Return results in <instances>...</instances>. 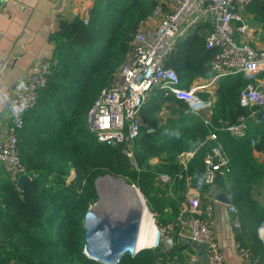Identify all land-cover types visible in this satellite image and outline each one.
<instances>
[{
	"label": "trees",
	"instance_id": "16d2710c",
	"mask_svg": "<svg viewBox=\"0 0 264 264\" xmlns=\"http://www.w3.org/2000/svg\"><path fill=\"white\" fill-rule=\"evenodd\" d=\"M93 1L87 21L80 15L63 18L53 34L48 82L40 89L37 103L25 111L19 131V155L28 172L23 188L18 178L0 166V264H108L85 252L84 218L97 198L95 181L103 174L121 175L138 185L159 228H176L181 205L187 202L188 181L200 194L209 189L205 155L218 142L230 157L231 170L219 173L216 183L219 180L233 198L236 211L231 212L232 218L240 220V226L233 225L236 241L250 248L254 260L264 262L260 235L264 204L254 196L255 186L264 179V162L253 154L254 149L264 152V116L256 122L263 109L244 107L239 101L241 89L253 78L243 72L221 78L210 124L202 112H186V102L163 97L155 87L141 113L143 128L135 141L137 170L123 144L98 141L87 127V115L131 51L140 20L158 3L166 10L167 3ZM246 12L250 23L264 29V0H254ZM216 54V48L206 47L204 33L196 31L176 44L166 65L189 87L194 80L214 74ZM167 100L179 105L175 111L180 125L184 124V128L175 126L170 137L161 130L148 131L149 126L156 128L157 115ZM251 116L255 122L250 121ZM241 117L249 123L246 135L237 137L227 127L239 123ZM212 131L216 140L208 139ZM187 150L194 154L183 170L178 155ZM152 156L161 161L152 163ZM163 173L182 175L165 183L158 179ZM186 248L192 249L191 244L180 238L171 250L145 247L112 264H187Z\"/></svg>",
	"mask_w": 264,
	"mask_h": 264
},
{
	"label": "built area",
	"instance_id": "2783aa9c",
	"mask_svg": "<svg viewBox=\"0 0 264 264\" xmlns=\"http://www.w3.org/2000/svg\"><path fill=\"white\" fill-rule=\"evenodd\" d=\"M167 9L158 3L153 12L140 20L133 39V46L116 77L104 86L87 115V127L98 141L108 144H123L124 153L133 168L140 170L135 155V141L141 134L142 109L150 94L158 87L163 97L174 96L187 104V111L201 113L207 110L205 122L210 124L211 109L215 102L221 78L243 72L252 77L239 94L244 107H259L264 110V46L255 48L248 38L253 29L246 17V8L254 0H164ZM88 20L87 17L85 18ZM204 33L207 48H216L212 61L214 74L208 83H192L189 87L177 71L166 65L176 44L190 33ZM247 38H241V36ZM52 55L42 60L39 68L29 73L25 85L17 89L10 105V118L6 130V140L0 147V163H4L14 178L27 174V168L19 155V131L24 126V113L33 107L40 89L46 86L50 72ZM201 93H207L202 95ZM164 106L162 110H166ZM248 123L241 117L239 123L229 124L227 130L237 137L246 135ZM148 131H154L153 126ZM208 139L216 140L212 131ZM181 156L182 169L194 152ZM231 170L230 157L221 142L214 145L205 155V182L209 189L205 192L207 203L202 205V195L188 181L187 202L182 204L177 216V227L162 229L163 233L177 239L191 238L198 244L207 246V264H227L221 246L211 224L215 209V185L219 173ZM182 172V171H181ZM176 173L159 174L161 182H173ZM230 212L235 206L229 205ZM234 226H240L238 217L232 218ZM171 233V234H170ZM238 252L244 264H264L251 257L249 247L237 243ZM193 264H200L199 255H190Z\"/></svg>",
	"mask_w": 264,
	"mask_h": 264
},
{
	"label": "crops",
	"instance_id": "0c3cea01",
	"mask_svg": "<svg viewBox=\"0 0 264 264\" xmlns=\"http://www.w3.org/2000/svg\"><path fill=\"white\" fill-rule=\"evenodd\" d=\"M56 2L57 0H4L0 8V145H3L6 140L12 97L17 89L25 85L29 73L39 68L44 57L53 54V34L59 28L61 19L74 18L80 15L85 7L90 8L93 4L92 0H65L61 8H56ZM248 16L246 12V17ZM249 24L253 29V34L248 38V42L255 48H262L264 29L250 22ZM241 38L247 37L243 35ZM210 78L200 77L193 82L204 84L208 83ZM164 106L166 110H162L157 115L159 122L156 128L153 127L170 137L173 136L171 131L175 126L184 128V124L180 125L179 113L175 111L179 109L176 102L167 100ZM201 112L205 117L207 116V110ZM263 116L258 117L257 121L254 116L249 119L258 122ZM253 151L254 156L264 157V152H258L259 150L256 149ZM150 161L158 163L161 159L159 156H152ZM1 167L6 170V167ZM262 184L261 181L255 186L254 196L264 204ZM214 206L211 224L215 229L227 264H244L238 252L229 205L216 201ZM260 235L264 237L261 229ZM191 247L192 249H185L188 254L187 259L193 253L199 255L196 246L191 244Z\"/></svg>",
	"mask_w": 264,
	"mask_h": 264
},
{
	"label": "water",
	"instance_id": "95a60500",
	"mask_svg": "<svg viewBox=\"0 0 264 264\" xmlns=\"http://www.w3.org/2000/svg\"><path fill=\"white\" fill-rule=\"evenodd\" d=\"M64 1L57 0L55 7L61 8ZM3 3L4 0H0V8ZM87 13L88 8L86 7L80 14L81 18L85 19L88 15ZM262 115H264V110L259 112L258 117ZM0 147H3V145L1 144ZM0 166L6 167L4 163H0ZM105 177H112L124 182L122 184L119 183V185L123 189V195L131 201L132 207L118 215L114 213H100L91 208L84 218L86 226L85 252L96 260L112 264L117 263L126 253L134 255L139 251L138 238L143 221V207L138 201V193L142 196L143 194L135 184L128 182L122 177L111 174ZM27 179V174L19 176L18 184L21 185V188H23ZM214 198L216 201L227 205L233 204V198L224 186H221L215 192ZM185 240L196 246V250L200 255V264H207V246L202 243L198 244L191 238H186ZM174 245L175 238L172 235L163 236L162 228L157 227L153 247L161 246L163 250H171Z\"/></svg>",
	"mask_w": 264,
	"mask_h": 264
},
{
	"label": "rangeland",
	"instance_id": "374dc122",
	"mask_svg": "<svg viewBox=\"0 0 264 264\" xmlns=\"http://www.w3.org/2000/svg\"><path fill=\"white\" fill-rule=\"evenodd\" d=\"M94 1L92 0V3H93ZM93 5V4H92ZM86 8V7H85ZM88 8V11H89V7H87ZM88 14V13H87ZM214 95V97H215V100H216V98H217V92L216 93H214L213 94ZM215 103V102H214ZM169 106V105H168ZM187 111V110H186ZM164 113H166V111L164 112ZM168 113V112H167ZM248 123V122H247ZM155 130V129H154ZM255 142V140L253 139V143ZM114 145H117V144H114ZM183 152H185V153H187L188 155H190L189 154V152H194V151H191V150H187V151H183ZM183 152H180V154L178 155V160H179V164H180V161H181V156H186V155H184L183 154ZM258 152H260V151H258ZM253 154H254V151H253ZM264 156V155H263ZM257 157V160L259 161V162H264V157L262 158V156H260V155H257L256 156ZM262 159V160H261ZM106 175H108V174H103V175H101V176H99L97 179H96V181H95V184H96V189H97V198H96V200H95V202L93 203V204H91L90 206H89V209H88V211L91 209V208H93L97 203H99V201H102L103 202V205H104V207H105V209L101 212V213H105V214H107V213H116L117 215L119 214V213H121V212H116L115 211V208H118L119 207V204L117 203V201L118 202H122L123 203V201H124V199H123V192H117V191H113L115 188H113L112 187V185L107 181V179H105V176ZM115 175V174H114ZM115 176H118V177H122V178H124L125 179V177L124 176H121V175H115ZM262 182H263V184H264V179L262 180ZM132 183V182H131ZM132 184H135V183H132ZM262 184V189L264 188V185ZM135 186H137L138 187V185H136L135 184ZM221 186H224V185H222L221 183H220V181L218 180V182L216 183V185H215V192L221 187ZM225 187V186H224ZM139 188V187H138ZM226 188V187H225ZM140 189V188H139ZM227 189V188H226ZM141 191V190H140ZM227 191H228V189H227ZM254 191H255V189H254ZM116 192V193H115ZM229 192V191H228ZM143 194V193H142ZM201 194H202V196L203 197H201V202H202V205L206 202L207 203V198H205V194H203L202 192H201ZM141 198H142V200H143V202H144V205L147 207V209H148V211L151 213V216H152V218H153V220H154V223H155V225H156V228L157 227H160L158 224H157V222H156V217H155V215H154V213L150 210V208H149V206H148V204H147V200H146V197H145V195L143 194V196L141 195ZM144 199H145V201H144ZM205 203V204H206ZM204 206V205H203ZM113 208V209H111V208ZM260 229H261V231H262V229H264V223L262 224V226L260 227ZM263 234H264V232H263ZM261 237H262V235H261ZM262 238H264V237H262ZM149 247H153V246H149ZM190 256L188 257V259H186V262L188 263V264H193L191 261H190Z\"/></svg>",
	"mask_w": 264,
	"mask_h": 264
},
{
	"label": "bare ground",
	"instance_id": "6f19581e",
	"mask_svg": "<svg viewBox=\"0 0 264 264\" xmlns=\"http://www.w3.org/2000/svg\"><path fill=\"white\" fill-rule=\"evenodd\" d=\"M105 179H107V181L112 185V187L115 188L113 191L123 192V189L119 185V183L120 184L124 183L123 181L116 180L115 178H112V177H105ZM138 197H139L138 201L143 207V221L141 224V230H140V234L138 238V248L140 250L145 247L153 246L155 234H156V225L151 216V213L148 211L147 207L144 205V202L141 198V194L138 193ZM123 199H124L123 203L117 201V203L119 204V207L115 208L116 212H124L127 209L132 207L131 201L127 199L124 195H123ZM136 199H137V196H136ZM104 209L105 207L102 201H100L97 205L93 207L94 211H99L100 213ZM262 232H264V229H262Z\"/></svg>",
	"mask_w": 264,
	"mask_h": 264
}]
</instances>
